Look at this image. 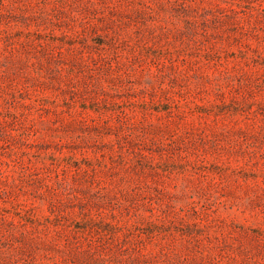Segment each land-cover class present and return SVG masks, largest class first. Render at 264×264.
<instances>
[{"label":"rangeland","instance_id":"374dc122","mask_svg":"<svg viewBox=\"0 0 264 264\" xmlns=\"http://www.w3.org/2000/svg\"><path fill=\"white\" fill-rule=\"evenodd\" d=\"M0 264H264V0H0Z\"/></svg>","mask_w":264,"mask_h":264}]
</instances>
